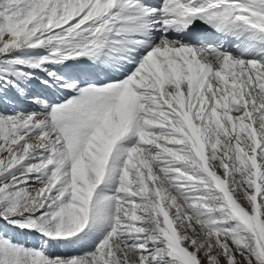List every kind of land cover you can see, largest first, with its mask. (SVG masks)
Instances as JSON below:
<instances>
[{
  "label": "snow or ice",
  "instance_id": "snow-or-ice-1",
  "mask_svg": "<svg viewBox=\"0 0 264 264\" xmlns=\"http://www.w3.org/2000/svg\"><path fill=\"white\" fill-rule=\"evenodd\" d=\"M0 264H264V0H0Z\"/></svg>",
  "mask_w": 264,
  "mask_h": 264
}]
</instances>
